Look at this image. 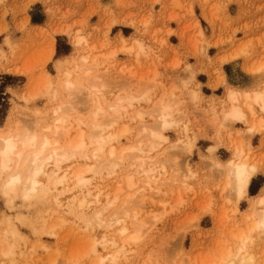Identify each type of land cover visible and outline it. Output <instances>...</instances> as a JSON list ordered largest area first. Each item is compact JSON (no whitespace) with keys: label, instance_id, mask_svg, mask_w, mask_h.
<instances>
[{"label":"rangeland","instance_id":"374dc122","mask_svg":"<svg viewBox=\"0 0 264 264\" xmlns=\"http://www.w3.org/2000/svg\"><path fill=\"white\" fill-rule=\"evenodd\" d=\"M78 36L87 42L77 45ZM75 50L76 59L90 56L92 73L100 76L107 99L130 93L149 96L140 97L130 108L123 124L134 129L121 136L120 144L133 137L145 147L148 133L138 130L156 122L154 107L162 97L170 100L173 93L179 107L178 124L164 130L168 139L145 154V167H153L155 175L163 174L156 183L149 179L152 186L162 178L167 183L157 193L148 189L150 203L138 200L136 206L140 213L158 214L153 229L136 242L134 250L130 245L131 250L121 253L117 262L105 264H145L148 256L152 257L149 264H220L225 251L237 246L239 235L251 224L245 221L244 210L254 197L247 193L233 212L234 191L226 185L219 163L229 158V148L240 141L243 134L238 131L243 126L232 122L228 131H218L211 101L223 98L226 86L245 87L250 75L246 66L255 69L264 61V0H0V63L21 67L31 77L0 72V124L11 110L21 121L26 105L52 116L56 102L45 93L46 81L57 80L56 60ZM73 77L78 80L82 73ZM85 85L72 95L73 111L81 116L89 113ZM192 91L201 94L193 98ZM32 93H37L36 98L28 101ZM212 93L218 94L216 98ZM65 98L62 93L57 102ZM183 125L188 137H193L190 151L183 145ZM250 142L253 153L264 159V135L255 133ZM83 162L81 158L73 166L66 162L63 170L71 171ZM131 172L142 180L133 168H118L97 183L95 176L90 188L110 185L111 194ZM65 186L52 193L63 192ZM64 193L52 205L60 210L46 213L45 223L38 228L16 222L26 238L15 241L17 264H89L95 256L85 245L91 238L67 212L68 192ZM1 212L15 215L2 197ZM253 235L248 251L263 259L264 231L255 230ZM111 240L122 244L118 234ZM99 248L105 254L115 247ZM0 264H8V259L0 257Z\"/></svg>","mask_w":264,"mask_h":264},{"label":"bare ground","instance_id":"6f19581e","mask_svg":"<svg viewBox=\"0 0 264 264\" xmlns=\"http://www.w3.org/2000/svg\"><path fill=\"white\" fill-rule=\"evenodd\" d=\"M75 42L79 45L87 42V39L78 36ZM111 53L112 56L115 51ZM75 55L76 50L58 58L55 62L57 80L46 81L45 93L50 94L56 102L52 116L26 105L28 110L23 112L21 121L15 120V112L11 110L0 124V197L9 209L15 211L13 217L3 214V211L0 213V257L7 258L8 264H17L15 241L26 240L16 222L36 229L38 224L45 223L46 213L60 210L52 205L60 200L65 191L68 192V203H65L69 207L68 214L80 222L78 227L84 236L91 238L85 243L87 252L95 255L89 264H105L107 260L117 262L121 253L131 250L130 245L133 250L138 246L139 242H136L153 229L158 218V214L152 213V210L140 213L136 206L138 200H146L144 205L150 203L148 189H154L153 192L157 193L167 184L162 178L156 186H152L149 179L152 178V182L156 183L163 174L155 175L152 173L153 167H145V154L168 139L165 129L178 124L179 120L175 116L179 112L178 102L173 93L170 100L167 97L159 100L154 107L157 112L156 122L152 126L143 125L138 130L139 134L148 133L145 147L140 138L134 141L133 137H128L130 142L122 145L121 136L130 134L134 129L123 124L130 108L140 97L147 99L148 94L130 93L107 99L102 94L100 76L92 73L90 56L83 54L76 59ZM263 69L264 64L255 69L250 66L245 68L251 73L262 72ZM1 71L29 76L27 70L21 67L0 63ZM76 72L82 73L78 80L73 77ZM46 76L49 77L48 74ZM262 78V81L257 79L248 89L226 86L221 99L216 98V93L211 95L218 100V103L216 99L211 101L214 105V121L218 118V131H228L232 122L234 126L236 123L243 126V131H238L243 134L240 141L229 148V158L224 164L219 163L223 165L221 172L227 177L226 185L229 184L234 191L233 212L239 210L238 202L247 195L252 177L258 171H264V159L261 160L258 154L256 156L253 153L250 142L251 135H263L264 131ZM30 82L27 81L25 89ZM83 83L86 84L90 103H85L89 113L81 116L78 111H73L75 101L72 95L80 90ZM62 93L66 98L57 102ZM200 94L199 91H192L193 98H198ZM36 95L32 93L27 100H34ZM137 116L142 114L138 112ZM130 120H134L132 113ZM187 131V125H183L182 134L185 137H181L186 139L183 145L190 151L194 141L193 137H188ZM257 146L260 149L261 144ZM212 149L214 146H210ZM78 158L84 162L76 164L71 171L63 170L64 163L71 162L69 166H73ZM125 167L136 170L143 177L142 180H136L135 174L131 172L122 177L120 185L111 194L110 185L96 184L93 186L95 191L90 188L95 176H98L94 182L97 183L100 177L117 173L118 168ZM88 173L94 176L87 177ZM61 185H66L63 192L57 195L52 193ZM251 200L244 210V219L251 224L239 235L237 246L225 251L220 264H264V258L258 260L255 253L248 251L249 243L254 239V231H264V188ZM98 233H102L101 238H98ZM114 234L122 239L121 245L111 240ZM100 245L104 249L115 248L112 253L108 251L101 254ZM151 260V256L146 257L145 264Z\"/></svg>","mask_w":264,"mask_h":264},{"label":"crops","instance_id":"0c3cea01","mask_svg":"<svg viewBox=\"0 0 264 264\" xmlns=\"http://www.w3.org/2000/svg\"><path fill=\"white\" fill-rule=\"evenodd\" d=\"M263 64H264V61L260 65H258V66H261ZM250 67H251V69L254 68L251 65H250ZM248 74H250L249 75V80H248L246 86L245 87H242L241 89L251 88L255 84V81L257 79H259L258 80L259 82H260V80L262 81L263 80L262 77H264V70H263V72H259V74H255V75H253V73H249V72H248ZM232 87H235V86H232ZM263 135H264V131H263ZM263 188H264V171H258L252 177V179H251V181L249 183V186H248V189H247L248 196H250V197H256V196H258V194L261 193V191H262Z\"/></svg>","mask_w":264,"mask_h":264}]
</instances>
